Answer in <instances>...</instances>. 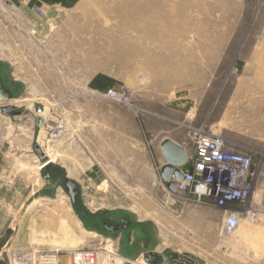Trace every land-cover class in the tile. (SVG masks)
<instances>
[{
	"label": "rangeland",
	"instance_id": "obj_1",
	"mask_svg": "<svg viewBox=\"0 0 264 264\" xmlns=\"http://www.w3.org/2000/svg\"><path fill=\"white\" fill-rule=\"evenodd\" d=\"M32 1L0 0V264H74L100 239L264 264V0ZM122 89L131 108L106 99ZM196 133L250 157L249 229L224 237L223 211L161 180V141L191 156Z\"/></svg>",
	"mask_w": 264,
	"mask_h": 264
},
{
	"label": "built area",
	"instance_id": "obj_2",
	"mask_svg": "<svg viewBox=\"0 0 264 264\" xmlns=\"http://www.w3.org/2000/svg\"><path fill=\"white\" fill-rule=\"evenodd\" d=\"M106 99L131 108L128 92L108 91ZM40 111L34 113L36 117ZM42 120V119H41ZM195 152L188 157V167L181 170L183 180L178 182L176 194L187 195L196 204L211 203L223 211L222 234L231 235L238 229L240 222L249 219L251 195L254 190V178L251 173V159L241 152L229 147L216 135H193ZM49 162L42 165L45 167ZM148 255L158 257L157 264H197L195 260L170 259L164 261L163 255H181L173 253L168 247L158 245L150 250L141 251L134 258L123 257L110 239H100L91 246L71 252L74 264H153ZM23 262L24 255H18ZM53 257L40 256L41 263L53 262Z\"/></svg>",
	"mask_w": 264,
	"mask_h": 264
},
{
	"label": "water",
	"instance_id": "obj_3",
	"mask_svg": "<svg viewBox=\"0 0 264 264\" xmlns=\"http://www.w3.org/2000/svg\"><path fill=\"white\" fill-rule=\"evenodd\" d=\"M11 98L12 97L10 90L6 86H4L0 81V114L8 117L15 114L13 105H9ZM37 125H42L41 119L37 120ZM160 150L162 158L165 162L159 172L160 178L166 184L167 188L170 190L171 193H176L178 189V182L183 180L181 167L186 164L188 156L186 154L185 149L181 145L174 143L168 138H165L161 141ZM53 170L54 167L52 165H46L42 178H49L50 172H52ZM63 184L65 186L66 193L71 199V202L74 203L78 195L75 182L70 179H65ZM119 227L120 225L115 226V228ZM178 257L183 259L195 260V262L198 263V260L191 258L188 255H163L162 259L164 261H167L170 259H177ZM148 259L153 264L158 263L157 256L148 255Z\"/></svg>",
	"mask_w": 264,
	"mask_h": 264
},
{
	"label": "crops",
	"instance_id": "obj_4",
	"mask_svg": "<svg viewBox=\"0 0 264 264\" xmlns=\"http://www.w3.org/2000/svg\"><path fill=\"white\" fill-rule=\"evenodd\" d=\"M60 2L59 3H61V4H64V5H67V4H69L70 2H71V0H59ZM32 2H34V3H36V4H41V5H50V4H47L48 2H44V1H42V0H33ZM174 143H176V144H178V145H180L176 140H172ZM116 150V151H115ZM114 150V153L115 152H117L118 150L117 149H115ZM107 151V150H106ZM107 152H109V151H107ZM111 152H113V150L111 151ZM186 154H187V152H186ZM187 156L189 157V158H191L193 155H188L187 154ZM163 159V158H162ZM164 164H165V162H164ZM163 164V165H164ZM189 164V163H188ZM188 164H187V167H188ZM163 165L161 166V168L163 167ZM186 167V168H187ZM54 171V170H53ZM50 174H51V172H50ZM47 179H49V178H47ZM46 180V179H45Z\"/></svg>",
	"mask_w": 264,
	"mask_h": 264
},
{
	"label": "bare ground",
	"instance_id": "obj_5",
	"mask_svg": "<svg viewBox=\"0 0 264 264\" xmlns=\"http://www.w3.org/2000/svg\"><path fill=\"white\" fill-rule=\"evenodd\" d=\"M9 105H13L12 101L9 102ZM186 167H187V163L184 166L181 167V170L185 169ZM238 229H239V231L241 233V232H243L244 229H249V228L239 225ZM257 232L259 233L260 231H257Z\"/></svg>",
	"mask_w": 264,
	"mask_h": 264
},
{
	"label": "flooded vegetation",
	"instance_id": "obj_6",
	"mask_svg": "<svg viewBox=\"0 0 264 264\" xmlns=\"http://www.w3.org/2000/svg\"><path fill=\"white\" fill-rule=\"evenodd\" d=\"M76 201V200H75ZM116 226V225H115ZM115 228V227H114Z\"/></svg>",
	"mask_w": 264,
	"mask_h": 264
}]
</instances>
